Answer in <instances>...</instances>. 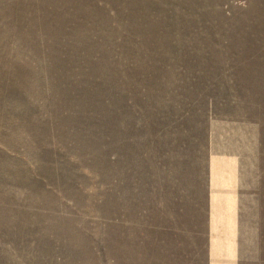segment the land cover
I'll return each mask as SVG.
<instances>
[{
	"label": "rangeland",
	"instance_id": "374dc122",
	"mask_svg": "<svg viewBox=\"0 0 264 264\" xmlns=\"http://www.w3.org/2000/svg\"><path fill=\"white\" fill-rule=\"evenodd\" d=\"M0 264H264V0H0Z\"/></svg>",
	"mask_w": 264,
	"mask_h": 264
}]
</instances>
